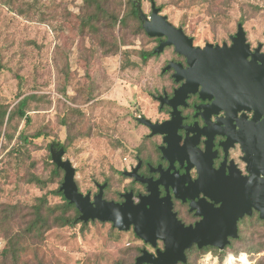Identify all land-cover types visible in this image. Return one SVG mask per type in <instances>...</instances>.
Returning <instances> with one entry per match:
<instances>
[{
	"label": "rangeland",
	"instance_id": "rangeland-1",
	"mask_svg": "<svg viewBox=\"0 0 264 264\" xmlns=\"http://www.w3.org/2000/svg\"><path fill=\"white\" fill-rule=\"evenodd\" d=\"M94 1L108 12L93 21L96 30L87 24L96 11L92 0H0V104L14 110L31 97V124L16 117L3 127L13 138L0 139V264H13L2 254L5 235L27 227L39 197L62 203L52 191L62 185L64 171L51 181L50 143L66 146L64 158L76 168L83 193L94 195L97 184L107 182L106 198L116 200L129 181L122 172L135 164L148 133L137 118L166 116L157 98L172 90L171 72L162 69L176 58L174 48L143 62L139 53L155 49L157 38L140 29L126 0ZM152 1L196 46L229 44L242 23L252 47L264 49V0H141L147 16ZM112 15L126 22L106 20ZM114 42L116 53L110 52ZM38 132L45 135L26 143L20 138ZM31 174L49 183L42 188L29 182ZM239 228L240 238L222 252L191 250V264H264V250L256 252L264 248V220L246 217ZM22 244L18 264H132L143 249L155 252L132 229L98 220L53 226Z\"/></svg>",
	"mask_w": 264,
	"mask_h": 264
},
{
	"label": "water",
	"instance_id": "water-1",
	"mask_svg": "<svg viewBox=\"0 0 264 264\" xmlns=\"http://www.w3.org/2000/svg\"><path fill=\"white\" fill-rule=\"evenodd\" d=\"M139 17L150 37L165 38L154 52L160 54L165 48L174 47L176 53L187 59L188 66L170 62L163 69H174L175 81L182 82L172 97L165 94L158 98L161 106L172 107L171 118L162 123H154L146 117H138V121L152 130L151 135H165L168 145L162 149L163 156L173 163L172 154L179 146L173 145L172 139L178 141L176 131L183 121L179 107L187 106L190 94L199 92L203 99H214L211 109L215 112L224 110L234 120L239 112H243L241 118L245 117V120L242 122L240 118L238 121V135L234 140L241 144L248 175L229 176L225 182L215 183L201 173L196 184L202 186L200 191L211 201L203 198V204L192 207L201 219L185 225L173 211L170 194L161 197L158 192L157 184H171L176 196L183 197L178 185L165 182L163 175L155 189L150 187V195L141 197L139 202L133 199L131 192L124 195L123 202H115L104 197L106 182L97 184L99 191L93 196L91 192L80 191L75 179L76 168L71 160L64 158L65 148L51 147L50 152L52 161L64 171L60 190L76 206L82 222L98 220L110 222L120 231L132 229L139 239L155 249V252L143 249L132 264L187 263V251L195 245L199 249L213 247L224 251L232 239L239 238V222L245 216L250 217L256 211L264 220V52H261V44L252 49L242 23L231 37V45L207 43L199 47L182 27L174 26L161 13L154 1L150 16L139 4ZM248 113L253 114L251 119H248ZM136 173L137 169L126 175L135 176ZM214 204L220 205L215 207ZM160 242L163 247L158 246Z\"/></svg>",
	"mask_w": 264,
	"mask_h": 264
},
{
	"label": "flooded vegetation",
	"instance_id": "flooded-vegetation-1",
	"mask_svg": "<svg viewBox=\"0 0 264 264\" xmlns=\"http://www.w3.org/2000/svg\"><path fill=\"white\" fill-rule=\"evenodd\" d=\"M232 36H230V43H227L228 45L232 43ZM162 40H165V38H157L158 45ZM255 48L256 47H252V49ZM261 52H264L263 45ZM176 55V58L170 62L182 63L184 67H187V59L178 53H176ZM163 69L162 72L164 73L171 72L170 77L173 87L170 93H164L160 96L167 94L169 97H172L175 89L178 88L182 82L175 81L173 77L175 73L174 69L166 71H163ZM199 89H201V87ZM213 100L214 99H203L199 92H197L189 95L187 106L179 107L183 116V121L182 125L178 127L176 131L178 141H174L175 138L172 139L173 145L177 143L179 146L172 154V157H174L173 163L163 156L162 149L168 145L167 142H165V135H151L152 130L145 125L148 128L146 139L139 145L136 151L135 164L130 167V170L122 172L129 181L124 192L119 193L118 199L114 200L115 202H123L125 200L124 195L130 192L133 194V199L139 202L141 197L150 195V187L155 189L156 182L163 175L165 182L178 185L179 192L184 198L176 196L175 189L171 184L167 186L164 184H157L160 196L165 197L169 193L173 203V211L177 214L178 219L185 225H191L201 219V217L196 214L197 210L192 207L199 203L203 204L205 202L202 200L203 198H206L207 201H211L200 191L202 186L200 187L196 184L201 173L205 179L215 183L225 182L229 176L235 177L238 174L248 175L246 163L243 160L244 153L241 144L234 140L238 135V121H240L243 112H239L237 118L235 117L234 120L231 118L233 116L229 117L224 110L219 112L213 111L214 108L211 109L210 107ZM160 110L166 116L162 120H152L154 123H162L171 118L172 107L167 104L161 106L160 103ZM252 115V113H248V119H251ZM241 120L244 122L245 117L241 118ZM184 145H186L185 148H183ZM52 147L54 149L59 148ZM198 165L200 167H198ZM135 169H137V175H126V172H133ZM183 181L185 182L184 184H182ZM189 196H193L194 199H191ZM219 205L220 204H214L215 207ZM256 213L257 212L254 211L252 216H259V214ZM246 217L249 216H245L244 218ZM243 219L240 220L239 227ZM158 246L163 247V244L160 242ZM194 247L197 246L195 245L192 248Z\"/></svg>",
	"mask_w": 264,
	"mask_h": 264
},
{
	"label": "trees",
	"instance_id": "trees-1",
	"mask_svg": "<svg viewBox=\"0 0 264 264\" xmlns=\"http://www.w3.org/2000/svg\"><path fill=\"white\" fill-rule=\"evenodd\" d=\"M92 2L96 6V11L95 13H93V16L90 18L87 24L89 25L90 28L96 30L97 26L93 23V21L99 20L102 14H107L108 16V12L102 6V2L94 1V0H92ZM126 3L127 6L129 7L130 14L140 21V29H143L141 19L139 17V4H141V0H126ZM111 19L114 20L115 24H117L118 22L124 24L126 22V17L124 16L122 18H119L118 16L115 15L106 17V20H111ZM117 51H118V44L117 42H114V49H112V51L110 52L116 53ZM155 55L156 53L154 52V49H151L149 51H141L139 53V57L145 63ZM30 99H31L30 96L23 97L19 101L17 108L14 110H9L8 106L0 104V139L2 136L4 137V139L11 140L13 138V135L9 131L6 130L3 131V127L5 125L7 128L8 126H11L12 121L16 117L26 118V125L31 124V117L27 115L26 112V108L28 107ZM43 135H45L43 132H38L30 137L20 134V138L23 139V141L26 143L29 140L33 141V139H37ZM49 146L64 147L65 151L67 149L63 143H59V142L50 143ZM15 150L17 152H20L18 151V149ZM52 164H53V169H52L51 181H53L56 177H59L62 172L61 168L57 167L56 164L54 163ZM29 182L36 183L42 188H45L49 183V181L43 180L35 174H31L29 178ZM107 189L108 188H106L105 190L107 191ZM52 193L60 197L62 203L51 205L49 203L47 194L39 197L37 203L34 204L32 207L33 217L28 223L27 227L23 231H18L15 233L10 232L5 235V238L7 239V247H5L2 254L4 255L5 258H10L13 264H18L20 254L25 250V246L22 244L25 238H28L32 235L41 236L53 226L66 227V226H76L77 224H82L83 226H86L87 223H84L79 219L80 212L78 211V209L74 204L70 203L65 198L63 192L60 190V187L52 191ZM104 197L106 198V193L104 194ZM108 200L114 201V199H108ZM13 209H15V207H13ZM239 234H240V228H239ZM233 240L235 239L231 240V244L228 247H232ZM207 248H211V247H205L204 249ZM193 249H197L198 251H200L197 247H194L191 250ZM263 250L264 248L262 245L259 249L256 250V252L261 253ZM190 251L187 252V263H180V264H191V262L189 261Z\"/></svg>",
	"mask_w": 264,
	"mask_h": 264
},
{
	"label": "bare ground",
	"instance_id": "bare-ground-1",
	"mask_svg": "<svg viewBox=\"0 0 264 264\" xmlns=\"http://www.w3.org/2000/svg\"><path fill=\"white\" fill-rule=\"evenodd\" d=\"M206 261V260H205ZM203 264H209L208 262H204Z\"/></svg>",
	"mask_w": 264,
	"mask_h": 264
}]
</instances>
